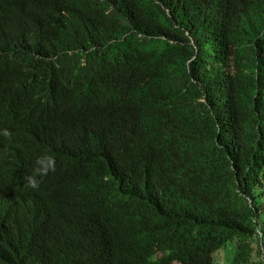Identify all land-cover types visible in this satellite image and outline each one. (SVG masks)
Returning <instances> with one entry per match:
<instances>
[{
    "label": "trees",
    "instance_id": "trees-1",
    "mask_svg": "<svg viewBox=\"0 0 264 264\" xmlns=\"http://www.w3.org/2000/svg\"><path fill=\"white\" fill-rule=\"evenodd\" d=\"M0 264H264V0H0Z\"/></svg>",
    "mask_w": 264,
    "mask_h": 264
},
{
    "label": "rangeland",
    "instance_id": "rangeland-1",
    "mask_svg": "<svg viewBox=\"0 0 264 264\" xmlns=\"http://www.w3.org/2000/svg\"><path fill=\"white\" fill-rule=\"evenodd\" d=\"M224 257H225V253H223L221 255L217 254V260L218 261L224 262Z\"/></svg>",
    "mask_w": 264,
    "mask_h": 264
}]
</instances>
